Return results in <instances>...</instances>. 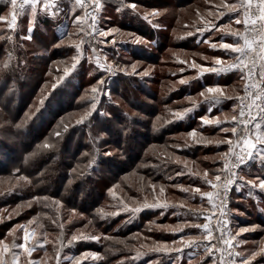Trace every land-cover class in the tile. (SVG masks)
Here are the masks:
<instances>
[{"label": "rangeland", "instance_id": "obj_1", "mask_svg": "<svg viewBox=\"0 0 264 264\" xmlns=\"http://www.w3.org/2000/svg\"><path fill=\"white\" fill-rule=\"evenodd\" d=\"M45 2L36 5L34 17L30 5L18 8L15 29L0 21V163H26L22 170L16 165L0 172V240L10 246L4 254L8 264L13 262L12 252L23 253L12 245L23 242L25 228L35 250L27 257L22 254L17 264H57L58 259L69 264L65 255L79 258L80 264H240L264 247V192L250 190L242 181L233 186L228 227L235 237L232 248L241 255L227 256L228 246L215 239L212 254L205 252L209 241L201 229L190 225H202L206 216L213 217L210 205L193 191L181 190L182 186L210 191L202 176L207 171L213 179L223 167L220 154L229 150L228 144L218 142L232 136L221 128L233 126L239 74L233 70L201 75L190 67L195 63L211 68L216 57L232 60L210 47L220 42L221 31H199L210 23L243 29L234 23V14L216 18L224 11L223 0H102L100 12L87 11L99 17V29L113 31L96 39L87 34L92 32L90 18L83 21L82 29L72 23L70 16L84 15L79 8L69 11L74 0H47V10ZM131 2L138 4L137 13L121 8ZM153 11L158 15L149 16V23L144 16ZM0 16L11 19L10 0H0ZM33 20L31 39H27ZM137 38L144 42L136 43ZM104 39L108 43H100ZM81 40L79 63L71 69ZM233 40L224 36V42ZM133 64L136 73L149 74L121 71L126 68L131 73ZM65 68L70 69L68 75ZM101 79V91L93 93ZM181 79L187 82L181 84ZM216 85L233 99L220 96L217 102L199 95ZM92 103L96 110L77 124ZM185 109L192 110L181 118L175 116ZM204 115L224 123L201 126ZM193 130L196 138L188 135ZM135 152L137 159L130 157ZM47 168L53 171L50 179L45 177ZM71 171L78 174L69 177ZM240 175L245 180L264 177V168L257 160ZM92 179L104 188L102 195L86 193ZM58 183L65 190H56ZM37 197L48 199L37 202ZM145 201L168 207L131 211ZM124 203L129 210H122ZM215 221L213 217L212 226ZM242 228L251 230L240 232ZM73 235L88 238L69 245ZM189 237L196 242L186 247ZM163 245L168 246L166 252L152 251ZM176 247L182 251H172ZM253 264H264V256H257Z\"/></svg>", "mask_w": 264, "mask_h": 264}, {"label": "snow or ice", "instance_id": "obj_2", "mask_svg": "<svg viewBox=\"0 0 264 264\" xmlns=\"http://www.w3.org/2000/svg\"><path fill=\"white\" fill-rule=\"evenodd\" d=\"M40 2V0H22L21 3L18 4V0H10L11 5V19L7 20L6 17L0 16V21H6L10 28L15 29L17 26V17L19 15L18 8L23 9L25 5H30L33 13V17L35 16L36 5ZM56 7V4L52 5ZM102 0H74V4L72 8L69 9L70 12L74 13L77 8L84 10L83 16H70L72 23L77 27L81 28L83 26V21L90 18L92 20V24L90 28L92 32L87 33L91 35L93 39L99 37H107L111 34L113 30H103L97 27L99 22V17L91 15L87 11L88 8L92 9V12H100L103 9ZM45 10L48 9L49 4L46 0L45 2ZM129 8L134 13H137L138 4L135 2L131 3H122L121 8ZM224 9V11H220L216 18L220 19L226 14H234L235 20L234 23L236 25H243V29H233L231 25H224L223 28H217L215 23L206 24L203 29L199 31L203 33L204 31H211L212 29H216L217 31L222 32L221 40L217 43H211L210 47L212 49H217L227 53L232 57L231 61L223 60L221 57L214 58L213 67L205 68L201 65L193 63L190 67L196 68L199 70V73L202 75L204 72H229V71H239L241 73V79L246 81L245 85V95L243 97H236L240 101L237 105V109L239 110V115L241 119H237L236 116L232 117V120L235 121V126L232 127H222L221 131L224 133L231 132L234 136L237 137L235 141L231 139L221 140L218 143H226L229 145V150L226 153L220 154V157L223 161V167L218 169L213 174V179H209V173L207 171L204 172L202 179L205 184H208L211 188L210 191L202 192L200 188L190 189L183 188L181 186L182 191H193L194 195L198 194L200 196L201 201L207 200L210 205V211L213 213V217L217 219V225L212 226L211 220L213 217H205L204 224H191V227L201 229L202 236L204 239L209 241V244L205 246V252L208 255L212 254L214 245H211L212 239H217L223 242L224 245L231 248L233 246V240L235 237L231 235V229H229L228 225L230 220L228 217L230 216V209L227 207L228 203V194L236 181H242L245 185L250 186V190L259 189L261 192H264V177L257 176L253 180H245L244 176L240 175V172L234 171V169H250L252 164L256 163L259 160L262 168H264V126L262 123L256 122L253 128H249V125L257 120V117L260 118V121H264V0H235V2H230V0H223V3L220 5ZM56 13H53L55 15ZM157 12L153 11L150 13H146L144 19L149 23V16H156ZM34 20L30 22V27L28 29V36L25 37L27 39H31V34L33 31ZM65 35H68L67 33ZM188 36H192V32L187 33ZM232 36L234 38L233 42L228 43L224 42V36ZM3 37H0L2 39ZM11 37H9L10 39ZM136 43H143L144 41L137 38ZM205 43H209L208 40L204 41ZM84 41L81 40L80 43L76 44L77 55L73 57V63L71 65V69H75L76 65L80 60V51L81 44ZM91 43V41H89ZM100 43H108L106 39L100 41ZM199 43V41H197ZM99 63V61H97ZM220 66V67H217ZM103 67V66H101ZM110 69L111 66L109 65ZM131 73L127 72V69H121L125 74H139L141 76H147L149 73L147 71L143 73H136V65H131ZM257 69L259 70L257 72ZM70 69L65 68L64 74L68 75ZM259 76L258 79H255L256 76ZM187 81L184 79L180 80L181 84L186 83ZM104 80H99L97 82V86L92 88V92L96 93L101 91L99 89V85H102ZM200 96L204 97L206 100L217 101L220 96H224V99H233L232 96L224 95L223 89L219 86H211L207 87L204 91L199 93ZM96 97L93 96V100ZM191 99V98H189ZM43 104V100L40 102ZM256 109V112L253 113V109ZM39 109H37L38 111ZM96 110V103H92L89 111L85 113V116L80 120H77V124L83 123L84 119L92 114L93 111ZM192 109H185L184 112H177L175 116L177 118H181L184 114L191 111ZM236 109H234L235 111ZM202 125H215L219 127L224 121L219 118H210L208 115H204L201 118ZM243 125L242 132H238L239 125ZM67 131V127L64 129ZM59 135V133H57ZM189 136L196 138L198 136L197 131L193 130L188 134ZM195 143L204 142L202 139H195ZM47 146V145H46ZM239 148V151L236 149ZM105 155H111V153H105ZM177 162H179V158H177ZM227 173L226 177H223L222 174ZM183 173H178V175H182ZM24 179V177H20ZM171 179V177H170ZM154 190L156 186L154 184L150 185ZM162 194L164 191L163 186L159 189ZM46 200L47 197H37L36 201ZM59 204V201H56ZM30 206V205H29ZM183 206V205H181ZM166 208L167 204H162L158 201L153 203H143L140 207L132 208V212H139L141 208ZM122 210H129L128 205L126 203L123 204ZM219 213V216L216 217V213ZM116 213H111V215H115ZM103 218V217H102ZM31 223V222H30ZM24 226H18V228H23ZM59 227L63 229L64 225L60 224ZM249 228H242L240 232L250 231ZM16 229H13L14 233ZM219 231L221 235L219 237L215 236V232ZM11 234V233H10ZM240 233H237L238 236ZM34 236V233L32 234ZM30 233L25 228L23 235V242L20 244H13V248L23 249V253L21 252H12L13 262L12 264H17L20 256L23 254L26 257L30 256L32 251L35 250V246L30 243ZM88 237L73 235L71 240L68 241V244L71 245L73 242L77 241V239H87ZM99 241L100 237H92ZM199 239V238H196ZM47 243L48 241L45 239L44 241ZM196 241L189 237L187 238L186 247H191ZM174 243H177L174 241ZM168 246L163 245L156 248H153L152 251L160 252L167 251ZM10 246L4 241L0 240V264H8V261L5 260L4 254L10 252ZM172 251L180 252L182 248L176 247L173 248ZM59 255V252H58ZM84 256L85 254H81ZM92 255L96 259H103L102 256L98 254H87ZM229 255H233V253H229ZM235 255H241L240 253H235ZM257 256H264V247L260 248L258 251H253L249 255L245 256L241 259L240 264H253V261L256 260ZM64 260H67L69 264H80L79 258L73 256H64ZM28 264H36L35 261H28ZM57 264H61L60 260H57ZM215 264V261L213 262ZM223 264V262H222ZM227 264H235L234 261H227Z\"/></svg>", "mask_w": 264, "mask_h": 264}, {"label": "trees", "instance_id": "obj_3", "mask_svg": "<svg viewBox=\"0 0 264 264\" xmlns=\"http://www.w3.org/2000/svg\"><path fill=\"white\" fill-rule=\"evenodd\" d=\"M262 125H264V122H263V124ZM163 133H164V129H163V131H162ZM140 137H141V134H139V137H137V139L138 140H140ZM142 137H145V135H143L142 134ZM137 142V141H136ZM26 143H29V142H25L24 141V144H26ZM141 146V145H140ZM132 147V146H131ZM133 148V147H132ZM133 152V151H132ZM131 158H136L137 159V157H138V155H137V153L135 152L134 154H131V156H130ZM8 164L9 163H7V162H2V163H0V172H9L13 167H15L16 165H19V169L18 170H22L23 169V167H24V165L26 164L24 161H22V160H19V161H17V162H15L13 165H10V166H8ZM35 164H39V162H36ZM63 164V163H62ZM49 171V169L47 168L46 169V172H47V175H45V177H48L47 179H50V177H49V175H52V173H53V171H50V172H48ZM45 172V173H46ZM75 171H71V175L69 174V177H73L74 176V174L75 175H77L76 173H74ZM239 172L241 173L242 172V170H240L239 169ZM67 178H68V176H67ZM56 179L57 178H55V181H56ZM96 180H98V179H96ZM54 181V182H55ZM89 181V186H88V189L86 190V193L87 194H93V193H95V192H97V193H99L98 195H102V193H103V189L104 188H102V186H101V184H100V182L99 181H95V179L93 180H88ZM66 182H67V180H66ZM64 183V182H63ZM56 188V190L59 188L60 190H65V185L64 184H61V185H59V183H58V185H57V187H55ZM234 189V188H233ZM232 189V193H231V195L233 194V190ZM75 193H77V190L75 191ZM103 196H104V194H103ZM230 198H231V196H230ZM229 207H231L230 206V203H229Z\"/></svg>", "mask_w": 264, "mask_h": 264}, {"label": "built area", "instance_id": "obj_4", "mask_svg": "<svg viewBox=\"0 0 264 264\" xmlns=\"http://www.w3.org/2000/svg\"><path fill=\"white\" fill-rule=\"evenodd\" d=\"M259 70L257 69V72H258ZM240 73V72H239ZM241 74V73H240ZM259 78V76L257 75L256 77H255V79H258ZM245 85H246V81L245 80H243L242 79V81H241V84H240V89H239V94H238V96L237 97H243L244 95H245V91H244V89H245ZM240 103V101L238 100V99H236V101H235V116L237 117V119H241V117H240V115H239V110L237 109V105ZM256 112V109L254 108L253 109V113H255ZM256 122H260V123H263L264 121H260V118L259 117H257V120L255 121V122H253L252 124H250L249 125V128H253L254 127V124L256 123ZM233 126H235V121H233ZM243 125L241 124V125H239V127H238V132H242V130H243ZM237 139V137L236 136H234L233 134H232V136H231V140H233V141H235ZM240 149L239 148H237L236 149V151H239ZM234 171H238L239 172V169H234ZM227 176V173H224V175H223V177H226ZM236 183V182H235ZM235 183L233 184V186L235 185ZM233 186L231 187V189H230V191H229V194H228V203H227V207H229V202H230V196H231V193H232V189H233ZM219 216V213L217 212L216 213V217H218ZM217 225V219H216V221H215V226ZM216 234H217V236L216 237H219L220 235H221V233L219 232V231H216ZM215 243H223L222 241H220V240H217V239H215ZM224 245V244H223ZM228 249L225 251V253H226V255L227 256H232V255H229V253L231 252V253H233V255L235 254V252H236V250H234L232 247L231 248H229V247H227ZM226 264V263H225Z\"/></svg>", "mask_w": 264, "mask_h": 264}, {"label": "crops", "instance_id": "obj_5", "mask_svg": "<svg viewBox=\"0 0 264 264\" xmlns=\"http://www.w3.org/2000/svg\"><path fill=\"white\" fill-rule=\"evenodd\" d=\"M22 2V0H19V3H21ZM234 71H236V70H234ZM238 74H239V77H240V82L242 81V79H241V74L239 73V71H236ZM263 124V123H262Z\"/></svg>", "mask_w": 264, "mask_h": 264}]
</instances>
